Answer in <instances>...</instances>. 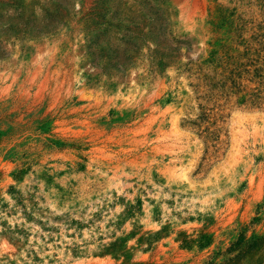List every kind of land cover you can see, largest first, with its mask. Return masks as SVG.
Wrapping results in <instances>:
<instances>
[{"label": "rangeland", "instance_id": "374dc122", "mask_svg": "<svg viewBox=\"0 0 264 264\" xmlns=\"http://www.w3.org/2000/svg\"><path fill=\"white\" fill-rule=\"evenodd\" d=\"M0 264H264V0H0Z\"/></svg>", "mask_w": 264, "mask_h": 264}, {"label": "bare ground", "instance_id": "6f19581e", "mask_svg": "<svg viewBox=\"0 0 264 264\" xmlns=\"http://www.w3.org/2000/svg\"><path fill=\"white\" fill-rule=\"evenodd\" d=\"M40 74V73H39ZM45 76V75H44ZM43 76V77H44ZM46 77V76H45ZM24 78V77H23ZM50 78V77H49ZM44 79V78H43ZM51 79V78H50ZM26 80H27V78H26ZM52 80V79H51ZM25 81V80H24ZM38 81V80H37ZM43 81V80H42ZM25 83V82H24ZM48 83V82H47ZM42 84V83H41ZM43 85V84H42ZM48 85H49V83H48ZM46 88V87H45ZM43 89V88H42ZM50 89V88H49ZM2 92V91H1Z\"/></svg>", "mask_w": 264, "mask_h": 264}]
</instances>
